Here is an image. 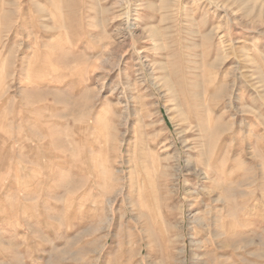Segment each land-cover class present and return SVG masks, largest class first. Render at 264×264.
I'll return each instance as SVG.
<instances>
[{
	"label": "rangeland",
	"instance_id": "1",
	"mask_svg": "<svg viewBox=\"0 0 264 264\" xmlns=\"http://www.w3.org/2000/svg\"><path fill=\"white\" fill-rule=\"evenodd\" d=\"M0 264H264V0H0Z\"/></svg>",
	"mask_w": 264,
	"mask_h": 264
}]
</instances>
